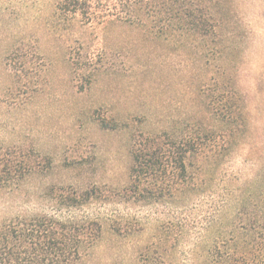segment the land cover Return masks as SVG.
<instances>
[{
	"label": "rangeland",
	"instance_id": "1",
	"mask_svg": "<svg viewBox=\"0 0 264 264\" xmlns=\"http://www.w3.org/2000/svg\"><path fill=\"white\" fill-rule=\"evenodd\" d=\"M98 1L0 0V156L29 169L0 185V223L97 221L74 264H223L246 235L263 257L264 0H188L209 34ZM146 138L168 159L134 178Z\"/></svg>",
	"mask_w": 264,
	"mask_h": 264
},
{
	"label": "trees",
	"instance_id": "2",
	"mask_svg": "<svg viewBox=\"0 0 264 264\" xmlns=\"http://www.w3.org/2000/svg\"><path fill=\"white\" fill-rule=\"evenodd\" d=\"M94 2L99 1L64 0V3L69 4L75 10L85 9L87 11ZM119 3V11L124 12L125 15H129L134 9L149 6L156 8L157 11L164 10L169 14L170 19L192 28L201 25L204 27L205 34L212 32V28L207 27L210 22L208 12L204 13L200 10L197 13L194 9V2L188 0H119ZM12 52L16 57L9 58L11 55L8 54L6 63L16 79H19L20 74L26 71L24 62L20 61L19 65L16 64L19 54L21 56L23 53H19L18 49ZM31 70L32 68L29 73ZM33 70V76L38 75L40 67L35 65ZM137 145L132 150L131 173L134 178L143 173L157 172L165 165L164 160L168 159L167 150L158 140L146 138L142 145ZM175 163H177L176 167L184 169L182 157H179ZM28 171L29 169L25 166L19 165L18 168L15 158L0 156V185L8 180L21 178ZM99 231L100 225L91 219L75 220L46 214L16 217L0 223V264H74L86 247L95 243L99 237ZM235 243L239 244L240 251L238 250L237 254L226 252L222 256L223 264H264V256L259 254L261 249L254 252L248 235L240 237V240Z\"/></svg>",
	"mask_w": 264,
	"mask_h": 264
}]
</instances>
